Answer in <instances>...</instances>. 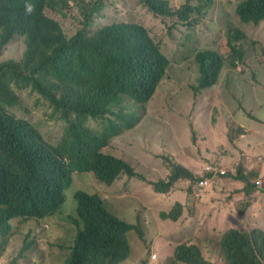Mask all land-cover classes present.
I'll use <instances>...</instances> for the list:
<instances>
[{"label":"trees","instance_id":"obj_1","mask_svg":"<svg viewBox=\"0 0 264 264\" xmlns=\"http://www.w3.org/2000/svg\"><path fill=\"white\" fill-rule=\"evenodd\" d=\"M197 1L187 0L185 6L175 11L165 0H140L154 14L176 16L189 25L193 24L192 13L197 8L193 2ZM103 2L0 0V54L14 34L26 38L29 47L27 66L19 71H11L5 64L0 67L17 76L0 81V237L10 235L15 219L30 221L59 209L64 202V190L72 183V169L91 170L106 184H111L122 172L132 173L124 162L98 153L102 144L108 145L113 138L109 127L90 133L86 124L89 118L102 119L113 113V106L120 103L123 94L137 101H149L161 83L167 61L138 27L112 24L91 35L90 28L96 15L101 14ZM72 4L83 18V28L67 38L61 24L46 12L64 13ZM26 5H32L31 13L26 11ZM239 13L245 21H259L264 18V0H249ZM196 59L201 76L194 89L199 92L216 84L224 60L205 50L199 51ZM38 74L42 79L51 74L59 81L54 88L59 91L64 87L62 100H57L43 85L36 89ZM11 83L45 93L58 104L51 106L68 123L58 146L47 143L31 123L16 118L3 105L11 106L17 100ZM229 140L233 142V138ZM61 153L70 156V165L57 158ZM245 165L243 161L235 176L245 187L235 190L240 194L234 198L230 194L225 204L239 219L253 203L255 180L259 176L258 171L245 174ZM181 178L196 177L185 167L174 164L170 184ZM216 184L226 190L229 185L222 180ZM77 198V218H70L77 229L80 226L84 229L75 254L65 264H122L128 260L132 253L128 238L131 229L111 216L98 197L79 193ZM179 214L180 210L166 216L177 220ZM247 227L230 226L225 221L204 227L200 230L203 232L179 244L171 259L174 264H215L203 250L213 245L225 264H264V233Z\"/></svg>","mask_w":264,"mask_h":264},{"label":"rangeland","instance_id":"obj_2","mask_svg":"<svg viewBox=\"0 0 264 264\" xmlns=\"http://www.w3.org/2000/svg\"><path fill=\"white\" fill-rule=\"evenodd\" d=\"M103 1L105 10L97 16L90 28L91 33L115 23H142L162 45V51L171 61V68L159 91L144 106L140 123L134 130L126 132L127 136L121 140H113L112 146L104 149V152L127 158L141 173L147 175L160 171L164 173L165 158L182 164L198 165L195 171H200L206 161H238L241 153L230 144L229 138L235 141L244 132L238 122L254 127L253 122L241 111L251 118L257 116L264 120V64L259 59L262 51L259 47L248 46L244 62L240 63L241 70L238 65L228 63L219 84L197 94L194 87L197 86L199 70L195 56L201 49L224 52L225 33L231 25L245 31L252 41L264 39V23L260 26L242 24L236 15L237 0H213V7L207 16L194 22L191 27L177 20L155 16L140 5L139 0ZM170 1L174 6L185 3V0ZM46 13L61 24L67 38L78 33L82 16L75 5L72 4L64 13L51 10ZM12 46L24 51V38L18 37L5 47L0 65L10 61L8 49ZM13 90L16 102L11 106L3 104L9 112L31 123L47 143L54 146L61 143L67 127L62 115L56 114L51 105L31 87L21 88L13 84ZM129 106L141 108L133 103ZM89 126L102 130L100 121L91 119ZM261 128L264 130V127ZM257 136L263 139V133L257 132ZM74 176L73 185L67 191V201L53 223L21 219L12 222V234L6 252L0 256L1 264H64L70 257L75 237V229L68 218L69 215L77 214L75 194L78 190L101 194L108 200L111 209L119 211L117 208H121V214L138 223L146 241H142L138 231H132L133 253L124 264H174L172 259H168L174 246L197 235L202 213L209 209V206L201 203L194 207V215L186 212L182 219L186 214L193 218L188 224L181 223L182 219L178 223H163V219L157 218L159 213L153 214L147 207L146 199L150 192L146 183L123 177L117 184L124 191L120 207L119 201L112 197L114 189L99 182L93 174ZM195 184L193 182L189 186L192 193ZM117 194L119 196L120 192ZM252 200H256V210L248 211L242 219H238L227 207L210 202V222L225 221L230 226H249L254 223L264 227V223L258 221L264 218V211L259 213L260 209H264V185L255 192ZM142 217L147 218L143 223L140 221ZM256 228L247 227L248 230ZM3 241L0 238V243ZM204 252L215 264H225L215 246H207ZM153 254L158 255L157 260L152 258Z\"/></svg>","mask_w":264,"mask_h":264},{"label":"clouds","instance_id":"obj_3","mask_svg":"<svg viewBox=\"0 0 264 264\" xmlns=\"http://www.w3.org/2000/svg\"><path fill=\"white\" fill-rule=\"evenodd\" d=\"M165 1L169 2L170 6L175 11L180 9L181 7H183V6H185L187 4V0H185L184 4L179 5V6L172 5L170 0H165ZM248 1L249 0H241V1L237 0L236 1L235 5L239 2L237 4V6H236V15L238 16L240 22L242 24H244V25L260 26L261 24L264 23V18L260 19L259 21H245L241 17V15L239 13L240 7L243 4H245L246 2H248ZM139 2H140V0H139ZM140 5H142L141 2H140ZM193 5L195 7H197V8L192 13V18H191L192 23L197 22L201 18L207 16V14L210 12V10L213 7V0H199L197 2H193ZM143 7L146 8L145 6H143ZM146 9L150 13L154 14L148 8H146ZM32 10H33L32 5H26V11L28 13H31ZM104 10H105V5H104V2H103V8H102L101 14L103 13ZM98 15L99 14L96 15V17L94 19V22H93V25H94ZM154 15L155 16H159V17H161L163 19L177 20V21L180 22V24H182V25H184L186 27H191L192 26V24H190V25L187 24L186 21L179 20L176 16L165 17V16L156 15V14H154ZM82 20H83V18H82ZM82 20L80 21L79 30H81L83 28ZM115 24H118V23H115ZM125 24H127V26H133V27H138V28L142 29L145 32V34L148 37V39L156 47L158 52L166 59L167 66H166L164 75H163V77L161 79V83H162V81H164L166 79V77L168 75V72H169V70L171 68V61L169 60V58L162 51V45L154 38V36L152 35V33L150 32L149 28L146 25H144L142 23H138V22L137 23H125ZM106 26H108V25H106ZM79 30H78V32H79ZM99 30H97L95 33H91L90 31L89 32H90L91 35H94ZM18 37L24 38L22 36L14 34V36L4 46V48L2 50V53L0 54V57L3 55L5 47H7L9 44H12V42L15 41ZM225 41H226V43H225V51L224 52L214 51V50H207V49L199 50V51H204V50L205 51H212V52L218 54L224 60L223 68H222V70L220 72V75H219V78H218V81L216 82V84H214L213 86H211L209 88H206V89H200L199 92L207 91V90H210L212 88H215L219 84L223 69L225 68V66L228 63L231 64L232 66L238 65V68L241 70L240 63L244 62L248 46L259 47L261 49L262 54L259 56V59H260V63L264 64V39H261L259 41H257V40L252 41L245 31H243L242 29H240L236 25H231L227 29L226 33H225ZM24 44H25L24 51L22 49L20 50L16 46H12V47H15V48L10 47L8 49V56H9L10 61H5L1 65L5 64L11 71H19V70H21L23 68V66H27V64H28V56H26V55H27V51H29V47H28V43L26 42V38H24ZM16 49H19V53L18 54H17ZM197 53H196V56H197ZM196 56H195V60H196V63H197ZM1 65H0V67H1ZM197 65H198V63H197ZM198 70H199V65H198ZM17 74L21 75V73H17ZM200 76L201 75H200V70H199V78H200ZM16 78H17V76L14 77L13 73H10L9 71L1 68V70H0V81L16 79ZM199 78L197 79V86L199 85ZM55 82H59V81H57V79H55L51 74L44 75L43 79L41 78L40 74H38V77L35 79L36 89L40 85H43L45 87V89L48 90L51 94H53L57 100H62V96H63L62 94L64 92V87L61 90H59V91L56 90L54 88V86H56ZM161 83H160L156 93L154 94V96L149 101L148 100L147 101H137L136 99L132 98L131 96H129L127 94H123V95H121L120 103H118L117 105L113 106V113H110V114L106 115V117L102 118V119L89 118L88 121H87V124H86L87 125L86 130H88L90 133H93V131L102 132L107 127H109L113 138L110 139L108 145L103 143L102 146L98 149V153L102 154L104 156H109V157H112V158H115L117 160H120V161L124 162L130 168L132 173L130 174V173H127V172H122L115 180H113L111 182V184H106V183L100 181L96 177L94 172L91 171V170L72 169V172H71L72 183L69 186V188H66L64 190V202H63L62 206L59 209L56 210V211H58V210L59 211L58 212L54 211V212L49 213V214H47V215H45L43 217L36 216L35 218H32L30 220L44 221V222H48L50 224L53 223L55 217L59 215V213L61 212V210L63 209V207H64V205H65V203L67 201V191L73 185V179L75 177L74 176L75 174H83V175L84 174H93L99 182H101V183H103L105 185H108L109 187H112L114 189L112 191V195H113L112 197H115V199L117 201H119L120 207H122V203H123L122 196L124 194V191H123V189L117 187V184L123 177H127V178H130L131 180H136V181H140V182L146 183L149 186V187H147V190H148V192H150L148 194L147 199H146L147 207H149V209H151L153 214L158 212L159 214H158L157 218L160 217L161 219H163V223H165V222L178 223L182 219L183 215L186 212H189L191 215H194L195 214L194 213V207L199 205V204H201V203L204 206H209V209H207L206 211H204L202 213V216H201V219H200V224L198 226V231L197 232L202 230L204 227L214 226V225L222 222V221H219L218 223L217 222H214V223L210 222V218L212 216V213L210 212L211 206H210L209 202H206L204 200V198L205 197H216L217 198V196L225 190V187H223V186H221L219 184H216L218 180H222L224 182L236 181L235 176L238 173V167L241 165V163L243 161L246 163V165L244 166L245 174H248V172H250V171H258V173H259V176L255 180V184H256L255 192H258L263 187V185H264V149L262 151H260V150H258L256 148L248 149L246 151L237 150L238 144H240V142L245 139L244 133L246 132V130L243 127L240 126L242 124H240L239 122H238V125H239L240 128L244 129V132L241 133L240 136L235 141L230 142V144H232L235 147V149L237 151H240V153H241L238 161H235V163H227L225 161H220V162L219 161H206V165L202 166L200 171H195L198 168V165H190V164L178 163V161H176L174 156L172 155V157L175 160V162L171 161L168 158L164 159V163L166 164V165H164V168H165L164 173L160 171L158 174L152 173V175H149V174L147 175V174L141 173L137 169V167H135V165L132 164L130 162V160H128L127 158H126L127 159L126 160L124 158L116 157L114 155L106 154L104 152V149H106L107 147L112 146L111 144H112L113 140H115L116 138H117L118 141L121 140L123 137L127 136L126 132H129V131L134 130L136 128V126L140 123L141 117L144 116V113H143L144 106L147 105L148 103H150L151 100L156 96L157 92L160 89ZM13 84H15V83H11L10 86H13ZM48 84H52L53 87L47 89L46 86ZM197 86H195V87H197ZM33 90L35 92H37L35 89H33ZM194 92H197V91H195V89H194ZM199 92H197V93H199ZM40 96L42 98H44L50 105H51V103L55 104L49 98V95H46L45 93H44V95H42L40 93ZM130 103H133L135 105H139V106H141V108L140 109L133 108V107L129 106ZM55 105H58V104H55ZM243 108L247 111V109L245 108L244 105H243ZM52 110L56 114L61 115V113L59 111H56L53 108H52ZM241 112L244 113V115L249 120H251L253 122L255 127H259V128L264 127L263 126L264 125V120H262L260 117L254 116L253 118H251L249 115H247L246 112H244V111H241ZM91 119L92 120H96V121H100L102 123V130L101 131H98V130H96V129H94V128L89 126V121ZM138 119H139V123L136 125V122H137ZM261 124H263V125H261ZM67 127H68V123H67ZM67 127H66V130H67ZM66 130H65V133H66ZM124 133H126V134H124ZM122 134H124V135H122ZM59 144H57L55 146H58ZM47 146L52 148V149H54L53 147H51L49 145H47ZM57 158L59 160L63 161L66 165H70L71 162H72L70 156H65L63 154H62V156L58 155ZM174 164L181 165V166L185 167L196 178L194 180L182 179L181 178V179L177 180L174 184H170L172 176H173V172H174ZM157 169H158V166H156L155 170H157ZM255 169H257V170H255ZM237 181H239V180H237ZM181 182H188L189 184H191L193 182H196L195 186L193 187V193H192V188L191 187H187L181 193L176 194V191L178 190V184L181 183ZM118 192H120L119 196L117 194ZM79 193H85L86 195H88L90 197H98L103 202L105 209L107 210V212L111 216H113L116 220H118L119 222H121L124 225L128 226L129 229H131L128 232V238L130 240V244H131V247H132V253H133V243H132V240H131L132 231H135V232L138 231L140 233V237H141L142 241H146V237L140 231L138 223L130 221L123 214H121L120 213L121 208H117L119 211L113 210V209H111L109 207L108 200L106 198H104L101 194L96 193V192L91 194V193H88V192L83 191V190H78L76 192V194H75V197H76V200L78 202V205H79V201H78L77 196H78ZM214 203H217V201H215ZM253 203H254V200H253ZM253 203L251 204V206L252 205L253 206L252 207L250 206L248 208L247 212L248 211L249 212H251V211L253 212V211L256 210V204L254 203L255 204L254 205ZM217 205H218V203H217ZM161 206H164L165 208L160 209ZM178 207H180V208H178ZM143 208H145V207H143ZM179 210H180V214H179L177 220H173L172 218L166 216V215H169L171 212H174V211L178 212ZM78 211H79V208L77 209V212ZM263 211H264V209H260L259 213L261 214V212H263ZM116 213L119 214L121 218ZM70 217L77 218V214L76 215H69V218H68L70 225L75 229V237H74V241H73V245L71 247V253H70V256H71L73 253L75 254V250H76V248L78 247V244H79L78 242H79L80 232L84 228L82 226H80L79 229H77L73 225L72 219ZM135 217H136V219L138 218V216H135ZM146 220H147V218H145V217H142L140 219L141 223L145 222ZM192 220H193V218H191L189 214H186L185 217L182 219L181 223L184 222V223L188 224ZM258 221L261 222V223H264V218L259 219ZM12 222H11V225H12ZM256 226H257V228L254 229V230L261 231V232L264 233V227H258V225H255L254 223L252 225H249L248 227L254 228ZM11 234H12V230H11V233H10V235L8 237H10ZM8 237H6V238L0 237L1 239L4 240L2 243H0V256L3 255L6 252L7 248H8V242H9ZM190 237H193V236H190ZM190 237H188V238H190ZM182 243H184V242H181L179 244H182ZM179 244L174 246L172 255L169 256L168 259H171V257L174 254V251H175L176 247ZM132 253H131V256H132ZM131 256L129 257V259L131 258ZM69 258H68V260H69ZM152 258L154 260H157L158 255L157 254H153ZM128 260H125L122 264H124ZM0 264H1V261H0ZM179 264H182V263H179Z\"/></svg>","mask_w":264,"mask_h":264},{"label":"crops","instance_id":"obj_4","mask_svg":"<svg viewBox=\"0 0 264 264\" xmlns=\"http://www.w3.org/2000/svg\"><path fill=\"white\" fill-rule=\"evenodd\" d=\"M261 125H263V124H261ZM240 126L243 127L246 130V132L244 133L245 139L243 141H241L240 144H238L237 150L246 151L248 149L256 148V149L262 151L264 149V130L259 128V127H255V126L254 127L246 126V125H240ZM257 132L263 133V139L260 136L256 135ZM227 183L229 184L228 186H226L227 190L225 189L222 193H220L217 196V198L216 197H205L204 200L206 202H209V203L210 202L214 203L215 201H217L218 205L225 207V204L228 201V197L230 196V194H232V197L234 198L235 196L240 194L239 192H236L235 190H242L245 187V183L242 181L236 180V181H229ZM189 185L190 184L188 182L179 183L178 184V190L176 191V194L181 193L184 189L189 187ZM254 194H255V192L253 193L252 197H254ZM255 202H256V200H254V203Z\"/></svg>","mask_w":264,"mask_h":264},{"label":"bare ground","instance_id":"obj_5","mask_svg":"<svg viewBox=\"0 0 264 264\" xmlns=\"http://www.w3.org/2000/svg\"><path fill=\"white\" fill-rule=\"evenodd\" d=\"M16 51H17V54L19 53V49H16ZM17 61V60H16Z\"/></svg>","mask_w":264,"mask_h":264}]
</instances>
